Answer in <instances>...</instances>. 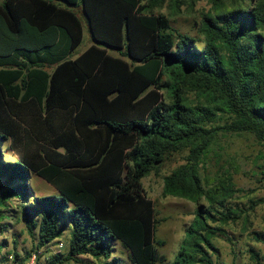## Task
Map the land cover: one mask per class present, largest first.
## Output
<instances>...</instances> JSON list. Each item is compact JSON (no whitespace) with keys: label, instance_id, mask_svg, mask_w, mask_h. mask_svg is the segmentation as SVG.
Segmentation results:
<instances>
[{"label":"trees","instance_id":"obj_1","mask_svg":"<svg viewBox=\"0 0 264 264\" xmlns=\"http://www.w3.org/2000/svg\"><path fill=\"white\" fill-rule=\"evenodd\" d=\"M167 1L0 0V235L15 203L34 241L15 264L33 253L46 264H168L165 219L143 180L181 154L163 195L199 208L171 264H225L214 241L234 245L225 226L248 211L230 172H202L222 135L264 146V0H208L201 37L158 12ZM83 18L94 44L74 58ZM33 176L58 195L37 194ZM67 233L66 252L53 253ZM252 238L264 244V231Z\"/></svg>","mask_w":264,"mask_h":264},{"label":"rangeland","instance_id":"obj_2","mask_svg":"<svg viewBox=\"0 0 264 264\" xmlns=\"http://www.w3.org/2000/svg\"><path fill=\"white\" fill-rule=\"evenodd\" d=\"M4 1V0H2ZM168 0L167 4L158 12L170 18L171 24L176 29L184 33H191L201 37L200 23L203 13L211 11L212 4L208 0H180L178 7ZM235 4H242V1L233 0ZM255 0H247L246 3H254ZM84 39L82 44L75 51L73 57L87 50L94 44L88 23L85 18ZM194 99L195 96H192ZM7 159L13 160L17 153L7 152ZM185 154L173 157L159 172H153L143 180L144 189L147 196L155 202L159 219L165 221L159 225L157 238L164 240L166 245L160 248V252L168 258L171 264L178 255L183 243L186 230L195 218L199 205L183 198L164 197V176L171 173L173 169L184 163ZM228 171L233 175L237 188L241 189L233 200L240 208L248 211L246 220L238 223H231L225 228L228 230L233 243L224 238L215 239L214 243L219 249V261L225 264L233 262L241 264H255L246 249L250 246L264 256V244L253 240V231H264V146L261 145L253 134H225L218 138L212 147L209 158L206 161L203 175L209 179L215 178L220 171ZM206 179V183L208 180ZM32 185L37 194L44 196L58 195V191L45 180L38 176H33ZM202 204H205L202 202ZM251 207H255L252 210ZM10 209L7 222L10 223L8 232L0 235V264H15L14 252L21 254V259L34 249V241L28 234L25 224L20 220V212L17 205L13 203ZM69 233L53 245L50 249L53 253H65L68 247ZM18 241L15 249L14 241ZM59 243L64 244L61 250ZM250 245V246H249ZM44 249L41 250L42 253ZM235 252L238 255H235ZM46 256L39 260V253L26 261L25 264H46ZM237 256V257H235ZM3 257H8L6 262ZM77 264V263H69Z\"/></svg>","mask_w":264,"mask_h":264},{"label":"built area","instance_id":"obj_3","mask_svg":"<svg viewBox=\"0 0 264 264\" xmlns=\"http://www.w3.org/2000/svg\"><path fill=\"white\" fill-rule=\"evenodd\" d=\"M58 248L61 250L62 248H64V244L63 243H59Z\"/></svg>","mask_w":264,"mask_h":264}]
</instances>
